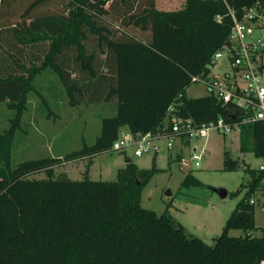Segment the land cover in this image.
<instances>
[{"label":"trees","instance_id":"16d2710c","mask_svg":"<svg viewBox=\"0 0 264 264\" xmlns=\"http://www.w3.org/2000/svg\"><path fill=\"white\" fill-rule=\"evenodd\" d=\"M258 1L185 0L180 8L161 9L156 0H0V101L15 110L0 133V264H264V236L253 233L251 202L264 171L245 166L248 191L209 244L189 235L168 211L142 206L155 167L139 168L130 159L115 181L54 178L61 156L18 164L11 158L30 93L41 95L35 79L48 68L71 105L117 102L95 141L67 153L68 161L111 150L124 128L157 135L172 106L195 126L249 117L252 109L209 92L188 97L186 90L231 43L233 13L241 19ZM21 2L25 9L14 21ZM240 130L242 150L263 157L264 122L241 123ZM224 164L233 170L239 161L226 151ZM42 170L47 177H30ZM200 184L186 173L183 185ZM232 229L245 234L231 235Z\"/></svg>","mask_w":264,"mask_h":264},{"label":"rangeland","instance_id":"374dc122","mask_svg":"<svg viewBox=\"0 0 264 264\" xmlns=\"http://www.w3.org/2000/svg\"><path fill=\"white\" fill-rule=\"evenodd\" d=\"M17 1V0H16ZM185 0H156L161 9H175L184 5ZM26 3L16 4V11L11 19L21 18ZM13 12V11H12ZM10 18V17H9ZM225 60H220L222 64ZM216 67L222 69L225 65ZM37 92H31L27 109L11 144L13 164L27 159L48 156H61L62 160L54 166V178L91 179L115 181L118 172L126 167L130 158L139 168H157L156 173L142 190L141 204L157 214L168 211L186 232L203 239L209 244L220 235L226 221L236 204L248 191L250 175L245 166L259 169L261 158L255 156L251 148L242 150L240 127L230 133L222 134L211 131L207 138L177 136L172 146L163 133L151 140L148 152L138 156L133 147L124 151L109 150L81 159L66 160L67 153L92 144L101 132V122L106 116L117 111V102L95 101L71 105L58 74L48 68L35 79ZM209 92L200 82L192 83L186 90L188 97H199ZM15 110L6 101H0V133L11 124ZM170 116H172L170 114ZM251 144H249L250 146ZM201 152L199 166L191 160L193 151ZM228 151L239 166L233 170L225 169V152ZM189 159L184 165L182 159ZM187 172L198 178L200 185H183ZM32 178H45V171L30 175ZM223 188L227 195L222 197L218 189ZM240 191L236 193L237 190ZM255 205V236H264V179L255 192L251 193ZM234 236L244 235L242 229H232Z\"/></svg>","mask_w":264,"mask_h":264},{"label":"built area","instance_id":"2783aa9c","mask_svg":"<svg viewBox=\"0 0 264 264\" xmlns=\"http://www.w3.org/2000/svg\"><path fill=\"white\" fill-rule=\"evenodd\" d=\"M233 18L231 43L214 54L207 74L196 75L193 81L205 84L209 93L224 103L234 102L240 108L252 109L253 113L235 123L219 117L201 126H195L191 120L177 117L172 106L166 118L167 125L161 134L167 136L169 146L173 145L177 136L207 138L213 130L227 134L240 127L241 123L256 120L264 122V7L259 0L246 10L241 19L234 13ZM222 59L225 60V64L219 63ZM218 64L220 67L225 66L216 70ZM159 134L135 135L129 130L122 129L111 150L122 151L133 147L135 155L141 156L150 150L151 140ZM260 158L258 170L264 171V156ZM201 159V152L194 150L191 160L196 166H199ZM182 163L188 165L189 159L183 158ZM251 202L254 203V200L251 199Z\"/></svg>","mask_w":264,"mask_h":264},{"label":"water","instance_id":"95a60500","mask_svg":"<svg viewBox=\"0 0 264 264\" xmlns=\"http://www.w3.org/2000/svg\"><path fill=\"white\" fill-rule=\"evenodd\" d=\"M218 192L222 197H225L227 195V191L223 188L218 189Z\"/></svg>","mask_w":264,"mask_h":264},{"label":"crops","instance_id":"0c3cea01","mask_svg":"<svg viewBox=\"0 0 264 264\" xmlns=\"http://www.w3.org/2000/svg\"><path fill=\"white\" fill-rule=\"evenodd\" d=\"M167 125V119L165 120V126ZM126 129V128H124ZM128 160H130V158H127L126 162H128Z\"/></svg>","mask_w":264,"mask_h":264}]
</instances>
